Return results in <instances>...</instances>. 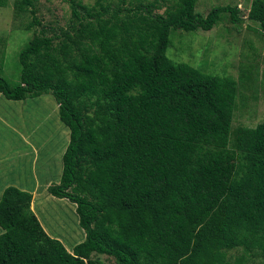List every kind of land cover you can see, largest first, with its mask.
Instances as JSON below:
<instances>
[{"label": "trees", "instance_id": "trees-1", "mask_svg": "<svg viewBox=\"0 0 264 264\" xmlns=\"http://www.w3.org/2000/svg\"><path fill=\"white\" fill-rule=\"evenodd\" d=\"M198 1L69 0L58 28L39 19L38 0L14 1L33 36L19 82L0 76V94L54 96L70 142L48 192L76 205L86 238L68 250L45 232L32 194L11 186L0 264H264V123L233 130L237 81L167 55L172 30L244 22L237 6L197 14ZM247 19L264 36V0ZM254 80L244 70L243 86Z\"/></svg>", "mask_w": 264, "mask_h": 264}, {"label": "rangeland", "instance_id": "rangeland-1", "mask_svg": "<svg viewBox=\"0 0 264 264\" xmlns=\"http://www.w3.org/2000/svg\"><path fill=\"white\" fill-rule=\"evenodd\" d=\"M14 1L8 0L6 7H0V76L16 85L20 79L19 54L32 39L33 32L25 31L30 19L15 16ZM82 1L93 4L96 0ZM131 1L147 4L154 0ZM252 3L253 0H199L195 9L197 14L206 17L215 7L237 6L242 11L243 24L233 25L229 16L222 15L220 22L208 32L172 30V44L167 51L174 62L189 64L207 74L233 77L237 81L239 93L233 130L264 123V36L260 33L259 25L247 19ZM37 7L39 19L51 27L65 26L71 16L69 0H38ZM160 12L163 13L164 9ZM244 70L252 72L255 79L252 88L243 86L241 76ZM8 115L9 118L4 121L6 127H0V138L7 136L8 139L0 142L1 147L11 153L5 164L14 163L17 157L23 155L12 141V134H20L32 143L34 156H37L35 181L42 185L58 182L63 170V156L70 142V131L60 120L59 106L54 96L45 94L25 101H13L1 94L0 120L3 121ZM6 128L16 134L4 132ZM18 135L16 144L22 142ZM26 151L30 154L28 145ZM21 164L28 169L25 162ZM46 164L49 167L42 168ZM2 168L8 167L2 165ZM35 210L36 213L33 212L45 232L60 240L68 250L72 251L85 240L86 234L79 225L76 205L44 192L39 195ZM101 260L106 264H116L113 258L107 256H102Z\"/></svg>", "mask_w": 264, "mask_h": 264}, {"label": "crops", "instance_id": "crops-1", "mask_svg": "<svg viewBox=\"0 0 264 264\" xmlns=\"http://www.w3.org/2000/svg\"><path fill=\"white\" fill-rule=\"evenodd\" d=\"M0 97H1V94H0ZM2 97H3V95H2ZM7 118H9V115H8V117L5 116L3 121L0 120L1 121L0 127H6L4 125V123H5L4 121ZM4 132L15 133L13 130H10L8 128H6L4 130ZM0 134H2V133L0 132ZM17 135L18 134H16V136L12 134V136L14 137V140H12L13 145L15 144L16 149L18 151L21 150L20 151L21 155L22 154L23 155L17 157L16 161L14 163L10 162L9 164H5V163H7V160L9 159L11 153H9V151L7 149L1 147V143H0V201H1L2 194H3L4 190L8 187L14 186V187H17L23 191H26V192H29L32 194V196H33L32 209L36 213V210H35L36 201H37L39 195L43 194L44 192L45 193L48 192V189L50 186L55 185V184H59L63 170L60 174L59 180H57L58 182H56V183L52 181V182H47L46 184L42 185L39 183L38 180L35 181L34 165H35V162L37 161V156L36 157L34 156V150L32 148L33 145H32V143L30 144L29 142H27L26 139L24 137H22L20 134L18 136L21 138L22 142H19L16 144ZM6 138H7V136L1 137L0 142L1 141H7L8 139H6ZM26 145H28V147L30 149V154H28V152L26 151ZM13 153H14V151H13ZM4 156H6V157L3 158ZM3 161H6V162H3ZM23 162L26 163V167H28V169L24 168V165L21 164ZM2 165H5V167H8V168L3 169ZM44 167H49V165L48 164L43 165L42 168H44ZM60 200H62L63 202L69 201L68 199H60ZM0 229H1V227H0ZM2 232L3 231L1 229L0 234Z\"/></svg>", "mask_w": 264, "mask_h": 264}]
</instances>
